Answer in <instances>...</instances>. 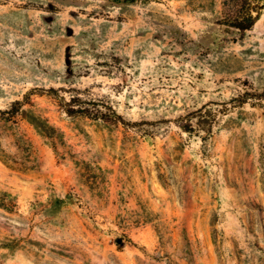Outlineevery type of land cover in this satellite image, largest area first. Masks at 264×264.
Returning <instances> with one entry per match:
<instances>
[{"label": "rangeland", "instance_id": "1", "mask_svg": "<svg viewBox=\"0 0 264 264\" xmlns=\"http://www.w3.org/2000/svg\"><path fill=\"white\" fill-rule=\"evenodd\" d=\"M222 1L0 0V264H264V0Z\"/></svg>", "mask_w": 264, "mask_h": 264}, {"label": "trees", "instance_id": "2", "mask_svg": "<svg viewBox=\"0 0 264 264\" xmlns=\"http://www.w3.org/2000/svg\"><path fill=\"white\" fill-rule=\"evenodd\" d=\"M222 5L223 16L219 19L218 23L235 28L238 31L251 29L259 18L263 8L262 0H223ZM55 91L56 89L54 88L48 89V92ZM20 105V101L15 102L12 107L8 109V112H17ZM60 105L64 112L70 116L81 115L94 119L132 124V122L126 121L121 115L116 113L111 104L102 101L87 100L77 95H71L68 100L61 98ZM99 105H101L105 111L99 109V107H97Z\"/></svg>", "mask_w": 264, "mask_h": 264}]
</instances>
